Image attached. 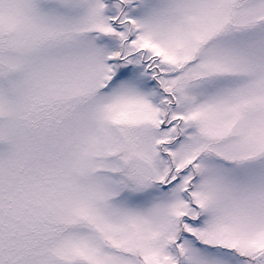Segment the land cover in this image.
<instances>
[{
	"label": "snow or ice",
	"instance_id": "obj_1",
	"mask_svg": "<svg viewBox=\"0 0 264 264\" xmlns=\"http://www.w3.org/2000/svg\"><path fill=\"white\" fill-rule=\"evenodd\" d=\"M0 264H264V0H0Z\"/></svg>",
	"mask_w": 264,
	"mask_h": 264
}]
</instances>
